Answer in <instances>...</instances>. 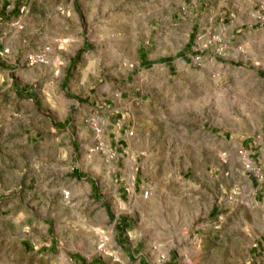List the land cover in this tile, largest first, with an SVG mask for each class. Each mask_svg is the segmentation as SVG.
Returning a JSON list of instances; mask_svg holds the SVG:
<instances>
[{
  "label": "rangeland",
  "instance_id": "rangeland-1",
  "mask_svg": "<svg viewBox=\"0 0 264 264\" xmlns=\"http://www.w3.org/2000/svg\"><path fill=\"white\" fill-rule=\"evenodd\" d=\"M197 3L198 0L54 1L56 29L49 47L55 48L61 58H54L53 75L22 86L25 76L23 70L17 69L15 81L20 84L17 90L28 96L55 90L72 98L71 109L61 107L59 126H69L73 143L56 145L47 130V117L31 107L25 106L23 113L16 109L6 113L0 128V197L9 182L36 187V193L22 195L35 199L21 207L29 217L25 218L27 224L32 221V235L43 232V221L51 224L58 207L61 213L55 216L59 220L56 228L67 230L63 218L71 208L73 246L88 255L90 261L102 258L108 264H264V194L259 205L255 201V184L264 182L263 173L241 157H197L199 150H214L217 140L211 131L232 129L239 133L243 122L254 128L264 117L241 113L239 105L232 104L230 89L252 92L256 81L238 65L216 63L225 49L221 37L204 29L190 31L209 16ZM32 5L45 19L52 3L39 0ZM189 41H193V52L186 55ZM196 54L200 59H195ZM68 56L72 57L69 69L63 59ZM11 88L4 87L5 91ZM184 97L193 105L182 106ZM112 113L127 122V136L134 133L130 127L133 115L143 132L155 131V137L163 134L169 156L131 157L129 152V157H116L114 147L102 145L100 117ZM176 147L184 154L171 155ZM69 153L71 162L59 159L69 157ZM20 164L25 170L16 176L10 167ZM59 164L61 169L52 171ZM71 169L73 172L68 173ZM43 185L50 190L38 194ZM95 185L102 193L95 194ZM90 186L91 194L84 193ZM73 188L80 191L71 195ZM101 196L111 216L123 214L132 222L131 236L124 234L123 249L116 257L108 252L111 243L92 236L89 218L84 216V210L91 212L95 199ZM150 203L152 212L148 209ZM151 214L153 220L154 214H165V218L150 236L142 225ZM7 215V210L0 209V230Z\"/></svg>",
  "mask_w": 264,
  "mask_h": 264
},
{
  "label": "crops",
  "instance_id": "crops-1",
  "mask_svg": "<svg viewBox=\"0 0 264 264\" xmlns=\"http://www.w3.org/2000/svg\"><path fill=\"white\" fill-rule=\"evenodd\" d=\"M37 1L39 0H0V128L5 121L3 117L6 113L15 109L23 113L25 106L31 107L35 113L44 114L47 117V130L51 132V139L56 142V145L61 142L63 146H71L73 140L69 126L61 128L59 125L62 115L61 107L71 109L72 98L64 92H55V90L45 91V94L35 92L29 96L17 90L20 84H16L15 70H23L25 77L22 78L21 84L24 86L38 77L53 75L54 58L57 60L61 58V54H57L55 48L49 47L50 39H53L56 29V15L53 11L55 0H46L52 3V6L51 11L45 14V19L41 18L37 8H33L32 3ZM197 6L206 9L209 16L202 24H194L190 31L194 33L199 29H204L221 37L225 41V49L224 54L217 57L216 63L221 66L238 65L247 74L252 75L256 81L255 88L251 89L252 92L241 90L238 93L237 90L230 89L228 96L234 97L232 104L239 105L241 113L264 115V19L260 18V15L264 13V0H198ZM41 35L47 39L46 42H43ZM40 49H46V62L32 66L26 65V55L40 51ZM187 49L186 55L193 52V41H189ZM71 58V56L67 59L63 58L67 69L72 63ZM5 86L12 88L5 91ZM26 96H28L27 99ZM238 97H245L246 100L237 101ZM180 104L188 106L193 105V102H188L187 97H184ZM42 106L46 108L40 109ZM111 115L105 118L100 117L102 145L114 147L116 157H129V152L132 153L131 157H139L141 154L143 157L169 156L168 146L162 140L163 134L158 133V137H155V131L150 132L147 129V132H143L136 125L137 121L133 115L130 127L134 128V133L132 136H127V122L117 118V114L112 113ZM239 129V133L232 129H224L218 133L211 131L215 141L217 140L213 147L214 150L208 153H202L199 150L197 157H241L248 165H257L264 175V117L262 121L256 123L254 128L247 122H243ZM183 154L184 151L178 150L177 147L171 153L174 157ZM60 158L71 162L73 157L69 153V157ZM154 166L157 167V163ZM61 167L59 164L51 169L55 172ZM35 168L39 169L40 165ZM10 169L15 170L16 176L18 172L25 170L23 164L16 165L15 168L10 167ZM72 172L73 169L68 171V173ZM60 173L62 174L63 170ZM8 177L7 174L6 178ZM134 177H136L135 174ZM28 178L29 182L31 177L28 176ZM74 178L73 183L75 184L76 177ZM32 180L34 183L33 178ZM9 183L2 190L3 195L0 197V209L7 210L8 213L5 224L0 230V264H108L102 258L90 261L88 255L73 246L71 217L74 210L71 208L63 218L67 230L61 231L56 228L59 220L55 216L61 213V207H58L54 210L55 214L52 215L51 224L43 221L41 223L43 232L32 235V221L27 224L26 219L29 217L23 214L21 207L26 201L35 199H28L22 195L29 192L36 193L37 189L34 185L28 188L27 184L26 186L17 184L18 181ZM92 188V186L85 187L84 193L91 194ZM38 190L39 194L40 191L46 193L50 189L43 185ZM78 191L80 189L73 188L71 195ZM95 191L96 195L102 193L100 186L97 185H95ZM263 194L264 182H257L255 184L256 205L260 204ZM95 202V207L91 212L86 207L84 210L85 219L89 218V230L92 236H98V239L111 243L109 246L111 250L108 249V252L111 251L116 257L123 249L121 239L124 234L131 236L132 222L123 214L111 216L103 206V196L97 197ZM148 209L151 212L154 211L152 203L148 205ZM164 218L165 214H154V220L152 214L149 215V219L143 222V229H148L150 236L154 235L155 226L163 225ZM132 241H135V238ZM127 253L131 254L129 249Z\"/></svg>",
  "mask_w": 264,
  "mask_h": 264
},
{
  "label": "built area",
  "instance_id": "built-area-1",
  "mask_svg": "<svg viewBox=\"0 0 264 264\" xmlns=\"http://www.w3.org/2000/svg\"><path fill=\"white\" fill-rule=\"evenodd\" d=\"M260 18L261 19H264V13H262L260 15ZM195 49L196 50L199 49L200 52H202V49L200 47H196ZM45 50L38 51V52L28 53L26 55V58H25L26 65L32 66V65H35L37 63H44V62H46V51ZM195 59H197V60L200 59V55L199 54H196ZM67 194H68V191H65L64 192V196H67Z\"/></svg>",
  "mask_w": 264,
  "mask_h": 264
}]
</instances>
